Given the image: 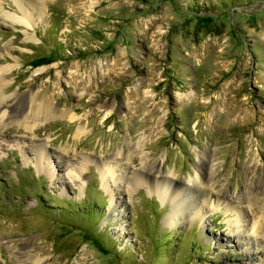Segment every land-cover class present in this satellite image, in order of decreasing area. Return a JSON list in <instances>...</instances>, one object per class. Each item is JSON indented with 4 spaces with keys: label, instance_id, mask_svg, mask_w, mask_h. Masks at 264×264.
Here are the masks:
<instances>
[{
    "label": "rangeland",
    "instance_id": "rangeland-1",
    "mask_svg": "<svg viewBox=\"0 0 264 264\" xmlns=\"http://www.w3.org/2000/svg\"><path fill=\"white\" fill-rule=\"evenodd\" d=\"M21 1L32 23L0 12V264L258 263L225 201L264 209V0ZM200 168L202 218L132 178Z\"/></svg>",
    "mask_w": 264,
    "mask_h": 264
},
{
    "label": "bare ground",
    "instance_id": "bare-ground-1",
    "mask_svg": "<svg viewBox=\"0 0 264 264\" xmlns=\"http://www.w3.org/2000/svg\"><path fill=\"white\" fill-rule=\"evenodd\" d=\"M25 1H27V3H30L29 0H25ZM15 2L19 10L22 11L23 16L21 14V16L19 17L17 16V14L10 13L7 11H0V12L4 14L6 17H8V20L10 22L29 24L32 20L31 11L27 10V8L23 6L21 0H15ZM36 9L41 11L42 8L36 7ZM8 70H9V67L0 66V120L7 119L10 116V114L6 112V107H5L7 106V104H9V100L7 99V96L3 92V88L7 85V82H5L4 80L5 75L3 74V72L8 71ZM32 100H33V93L29 91L25 94L24 99L22 101H24L25 103H27L28 101L29 102L28 105H30ZM70 118H72V116H70ZM136 145L139 146V144L137 143ZM121 151H123L124 152L123 154H126V155H129L130 153L129 149H127L126 151L125 149H122ZM117 153L121 155L120 151H118ZM46 154L47 153L42 154V147H38L36 149L35 156L37 160L38 158H41V157L45 158ZM46 160H47L46 164L51 166L52 165L51 160H48L47 158ZM54 166L55 165H53V167ZM107 167L108 166L105 165V163L98 165V169L100 170L101 175L106 173V171L108 172ZM200 169L201 170L196 172L195 177L191 179L192 184L190 186L195 187L194 189H191L190 186L187 184H179L178 182L177 184L171 183V181L173 180H171L169 177L160 176L157 170L153 171L152 176L148 178L147 181L143 179L142 176L138 174L137 172L132 173L133 174L132 178H134V180H142L144 182H147L150 185V189L156 192V194L160 198L171 201V209H170V212L168 213L167 219L174 220L175 218H177V216H179V213H185L187 216H197V217L202 218L204 217V214L206 212V207L214 206L215 204H212L208 201L209 198H211L209 192L207 194L202 193L204 188L202 190V188H200V185L203 186L205 184L204 182L206 180L205 179L206 172L202 168ZM144 172H147V171L144 170ZM150 172L152 171L150 170ZM71 174L76 177V170H71ZM115 174H116L115 172L114 174H111V177L114 179L116 176H118V175L115 176ZM222 196H225V195L221 194V197ZM220 201L222 202L223 200L222 199L220 200V196H219L218 200L216 201V204H219ZM244 208L245 207L240 205V202H234V201H229V200L225 201V212L232 213L233 217H231L230 220L237 222V224H231L228 226L230 229L229 231L233 233L235 237H241L242 234H245V231L248 234L249 230L243 229L244 227L243 218L245 217L247 218L248 216V219H246L245 221H247L249 224V227L251 230L250 234L253 237L252 239H255V241L259 242V246H260V251H259L260 256L255 257L258 260V263L256 264H264V209H263V205L261 206L260 212L258 213V215L253 218H251L252 216L249 217V213ZM251 211L253 212V209H251ZM239 227H242V228L238 229ZM257 236H258V239H257ZM252 264H255V263H252Z\"/></svg>",
    "mask_w": 264,
    "mask_h": 264
}]
</instances>
